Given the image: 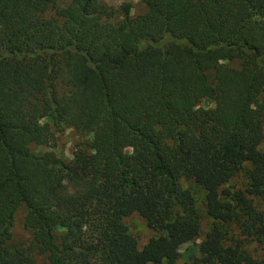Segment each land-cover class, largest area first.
<instances>
[{
	"label": "trees",
	"instance_id": "obj_1",
	"mask_svg": "<svg viewBox=\"0 0 264 264\" xmlns=\"http://www.w3.org/2000/svg\"><path fill=\"white\" fill-rule=\"evenodd\" d=\"M142 4L0 0V264H178L202 231L185 181L214 220L194 264H264V0ZM63 127L93 151H32Z\"/></svg>",
	"mask_w": 264,
	"mask_h": 264
},
{
	"label": "rangeland",
	"instance_id": "obj_2",
	"mask_svg": "<svg viewBox=\"0 0 264 264\" xmlns=\"http://www.w3.org/2000/svg\"><path fill=\"white\" fill-rule=\"evenodd\" d=\"M108 6L112 8H118L122 3L127 0H103ZM135 4L134 14H138L143 11L142 0H132ZM92 138L88 135H81L76 130L70 127H63L59 131L55 132L54 139L48 145H32V151L37 155H42L47 152L55 153L59 158L66 162H70L74 158V153L79 150H91L93 151V145L91 143ZM261 150L264 151V143L261 146ZM248 185V179L244 173L232 176L230 182L226 186V189L230 191L245 190ZM185 188H188L193 193L197 208L201 216L202 231L201 235L192 241H187L180 246V259L178 264H194L196 258L200 257L199 246L206 238V234L211 230L214 220L209 217L205 208V192L204 190L191 181L184 182ZM255 204L260 210L264 211V198H255ZM125 223L129 228V231L134 235L141 248H143L151 238L157 236V233L153 231L147 224L146 220L140 215L134 214L125 218ZM233 234V232L231 233ZM32 236L26 229L24 224V210L22 209L15 221L13 229V245L20 248H27L31 245ZM251 250L255 249V245L250 246Z\"/></svg>",
	"mask_w": 264,
	"mask_h": 264
}]
</instances>
